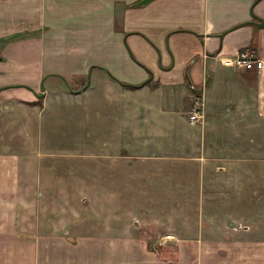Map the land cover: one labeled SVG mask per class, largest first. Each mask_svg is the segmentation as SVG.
Returning a JSON list of instances; mask_svg holds the SVG:
<instances>
[{"label": "crops", "instance_id": "0c3cea01", "mask_svg": "<svg viewBox=\"0 0 264 264\" xmlns=\"http://www.w3.org/2000/svg\"><path fill=\"white\" fill-rule=\"evenodd\" d=\"M139 1L0 0V115L9 106L28 114L37 108L39 114L55 99L92 97L100 102V107H92L97 113L94 125L100 113L124 122L130 115L127 97L154 91L155 114L171 117L166 128L164 121L155 119L163 144L169 136V141L181 139L173 134L181 132L180 122L188 121L186 113L181 120L176 115L187 112L193 95L201 90L205 120L201 125L188 122L192 134L187 137L195 141L197 130L208 133L198 178L208 181L221 175L223 171L216 169L225 170L222 163L240 164L238 179L246 178L244 169L250 164L252 171L254 160L249 155L255 145L215 136L239 131L232 123L235 117H248L251 122L252 117L264 116V0ZM238 51L261 59V71L222 62ZM19 68L35 76L41 72V79H17L12 73ZM101 71L107 77H100ZM85 73L92 77L89 83L97 82L95 87L66 91L67 79L61 75ZM105 84L119 93L118 98L123 96L118 109L109 94L104 95ZM254 125L247 126L253 131ZM17 163L12 155H0V264H160L153 263L130 235L85 236L77 245L55 233L19 236ZM201 202V210L217 206L207 199ZM181 241L192 242L197 250L182 252L181 248L176 264H264L263 235L229 228L217 239L199 236Z\"/></svg>", "mask_w": 264, "mask_h": 264}, {"label": "rangeland", "instance_id": "374dc122", "mask_svg": "<svg viewBox=\"0 0 264 264\" xmlns=\"http://www.w3.org/2000/svg\"><path fill=\"white\" fill-rule=\"evenodd\" d=\"M101 72L100 77H107ZM41 74L35 76L19 68L12 76L33 81L40 80ZM61 76L67 79L66 91L95 87L97 83H89L92 77L88 73ZM104 86V95L109 94L115 108L121 107L123 96L118 98L114 88ZM156 98L154 91L127 97L130 115L124 122L100 113L97 125L94 110L100 102L92 97L55 99L39 114L37 108L32 114L10 106L3 108L0 155H12L18 161L21 188L15 223L19 236L55 233L77 245L85 236L108 234L117 239L130 235L153 263L160 264L179 262L181 248L182 252L197 250L192 242L185 244L182 239H217L229 228L264 236V116L252 117L251 122L248 117H235L232 123L241 128L239 131H222L215 136L220 141L255 145L253 155H249L254 160L252 171L250 164L244 169L247 177L238 179L240 164L222 163L219 165L225 170L216 169L223 171L221 175L206 181L198 178L197 172L203 165L198 163L203 159L208 133L197 130L195 141L187 139L191 133L189 107L176 115L181 120L186 113L189 122L177 124L181 132L175 131L173 136L181 139L169 141V136L167 142L160 143L163 138L158 136L155 119L164 121L166 128L171 117H157L152 106ZM147 103L150 106L144 107ZM247 125L255 129L251 131ZM204 199L217 205L215 209L207 206L201 210Z\"/></svg>", "mask_w": 264, "mask_h": 264}, {"label": "built area", "instance_id": "2783aa9c", "mask_svg": "<svg viewBox=\"0 0 264 264\" xmlns=\"http://www.w3.org/2000/svg\"><path fill=\"white\" fill-rule=\"evenodd\" d=\"M222 62L228 66L243 67L247 70L255 69L258 72L263 67V61L251 57L248 51H238L233 58H224ZM204 117V96L201 90L193 95L188 112L190 123H199Z\"/></svg>", "mask_w": 264, "mask_h": 264}, {"label": "water", "instance_id": "95a60500", "mask_svg": "<svg viewBox=\"0 0 264 264\" xmlns=\"http://www.w3.org/2000/svg\"><path fill=\"white\" fill-rule=\"evenodd\" d=\"M151 0H140L139 2H138V4H146V3H148V2H150ZM185 73H187V72H185ZM187 75V74H186ZM189 84L191 85V83H190V81H189ZM37 96H40V95H37Z\"/></svg>", "mask_w": 264, "mask_h": 264}, {"label": "trees", "instance_id": "16d2710c", "mask_svg": "<svg viewBox=\"0 0 264 264\" xmlns=\"http://www.w3.org/2000/svg\"><path fill=\"white\" fill-rule=\"evenodd\" d=\"M135 5V4H134ZM82 88H84V87H82Z\"/></svg>", "mask_w": 264, "mask_h": 264}]
</instances>
